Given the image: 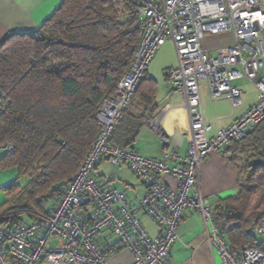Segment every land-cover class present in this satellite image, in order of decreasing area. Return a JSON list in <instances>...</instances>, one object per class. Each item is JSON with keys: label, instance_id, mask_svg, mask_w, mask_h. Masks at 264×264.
I'll list each match as a JSON object with an SVG mask.
<instances>
[{"label": "built area", "instance_id": "2783aa9c", "mask_svg": "<svg viewBox=\"0 0 264 264\" xmlns=\"http://www.w3.org/2000/svg\"><path fill=\"white\" fill-rule=\"evenodd\" d=\"M115 5L121 20L137 16L142 26L133 63L114 95L100 104L99 134L57 204L28 222H4L0 214V264H110L108 251L95 240L104 231L132 254L131 264H169L171 250L180 240L178 229L189 211L202 217L209 249L222 264H264V210L250 228L262 249L235 254L227 235L237 224L216 220V207L203 195L198 179L207 157L247 139L264 122V77L259 76L264 69V0H115ZM224 33L234 34L236 44L211 57L203 47L205 38ZM166 43H172L177 53L178 67L169 71L168 78L183 93L190 147L186 155L164 147V160H155L123 150L111 138ZM243 79L260 91L258 103L210 139L213 126L203 116L200 83L207 82L213 101L227 99L239 108L243 92L234 83ZM11 105L0 89V116ZM3 150L11 153L14 146ZM104 162L127 165L144 183L147 192L137 205L128 202L123 190L101 187L97 168ZM167 178L178 181L176 189L165 183ZM142 214L159 227L158 237L144 228Z\"/></svg>", "mask_w": 264, "mask_h": 264}, {"label": "trees", "instance_id": "16d2710c", "mask_svg": "<svg viewBox=\"0 0 264 264\" xmlns=\"http://www.w3.org/2000/svg\"><path fill=\"white\" fill-rule=\"evenodd\" d=\"M141 37L139 18L121 20L115 0H63L38 29L0 42V89L12 101L0 116V170L18 172L5 188L4 222H28L63 196L99 134L98 108L130 69ZM126 118L111 143L133 150L140 125ZM9 144L11 153L3 150ZM230 153L233 165L244 163L240 191L221 201L215 218L237 224L227 241L238 254L262 249L250 228L264 210V122Z\"/></svg>", "mask_w": 264, "mask_h": 264}, {"label": "crops", "instance_id": "0c3cea01", "mask_svg": "<svg viewBox=\"0 0 264 264\" xmlns=\"http://www.w3.org/2000/svg\"><path fill=\"white\" fill-rule=\"evenodd\" d=\"M62 1L0 0V42L12 32L38 29L57 10ZM235 44L234 34L224 33L207 36L203 47L210 52L211 57H215L219 50ZM234 61H238L237 57H234ZM177 67L175 47L172 43H166L157 52L126 112L130 126L140 125L132 149L144 157L164 160V147L180 155H186L189 150L190 125L184 109L183 93L175 88L168 78L169 71ZM259 76L264 77V69ZM234 85L243 92L242 104L239 108H234L227 99L213 101L210 98L207 82L199 85L204 119L213 126L209 134L210 139L219 130L231 126L259 101L260 91L247 80L236 81ZM125 123L127 124L124 119L122 124ZM152 125L158 129L156 130ZM230 156L229 145L207 157L199 171L201 191L216 208L222 200L236 196L240 191L239 171L242 169V163L233 165L229 160ZM168 164L173 166L170 162ZM97 174L102 188L123 190L132 205H137L146 195V186L127 165L116 166L104 162L98 166ZM165 183L172 189L178 186V181L173 178H167ZM140 219L152 237L156 238L160 235L159 227L150 218L142 214ZM178 233L180 240L171 250L169 264H222L219 256L209 249L203 219L198 213L186 212ZM95 240L102 249L108 251L110 264L133 262L132 254L121 246L117 237L111 232L104 231Z\"/></svg>", "mask_w": 264, "mask_h": 264}, {"label": "rangeland", "instance_id": "374dc122", "mask_svg": "<svg viewBox=\"0 0 264 264\" xmlns=\"http://www.w3.org/2000/svg\"><path fill=\"white\" fill-rule=\"evenodd\" d=\"M241 164V163H240ZM242 167V164H241ZM18 172L17 170H0V208L7 202V196L5 193V188L9 186L12 182L17 180ZM20 185H26L28 182L27 178L19 179Z\"/></svg>", "mask_w": 264, "mask_h": 264}]
</instances>
